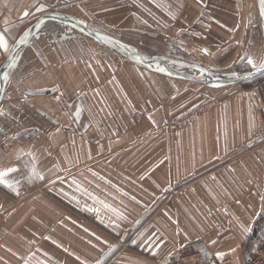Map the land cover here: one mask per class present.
I'll return each mask as SVG.
<instances>
[{"label": "rangeland", "instance_id": "rangeland-1", "mask_svg": "<svg viewBox=\"0 0 264 264\" xmlns=\"http://www.w3.org/2000/svg\"><path fill=\"white\" fill-rule=\"evenodd\" d=\"M257 1H41L11 19L0 50V171H16L3 178L15 191L0 185V264H151L153 251L170 258L188 246L243 261L264 230V189L201 188L207 173L165 186L169 162L190 166L197 148L236 152L203 157L212 169L264 161L253 155L264 153V71L246 60L264 58ZM109 208L124 235L104 228ZM205 217L220 219L223 237L204 236Z\"/></svg>", "mask_w": 264, "mask_h": 264}, {"label": "crops", "instance_id": "crops-1", "mask_svg": "<svg viewBox=\"0 0 264 264\" xmlns=\"http://www.w3.org/2000/svg\"><path fill=\"white\" fill-rule=\"evenodd\" d=\"M41 1H44L47 5L51 4V5H54V4H64V1L65 0H0V17L2 16L3 14V17L5 15V18L3 21L1 22H4V28L5 29V32L2 33V35L5 36V38L7 39L8 37H11V35L14 34V30L15 28L12 27V22L13 20H11L14 16L17 17V19H25V17L31 12V11H34V8L39 4L41 3ZM257 1V0H255ZM53 2V3H52ZM257 2H259L258 4V7L256 9V11L259 13H261L263 19H264V11H263V7H264V3H262V0H258ZM255 6H256V2H255ZM41 8V7H40ZM38 8V9H40ZM36 9V10H38ZM7 24V25H6ZM95 149V148H94ZM236 152H231L230 150H226L225 148H218L215 150V153L209 155V150L207 149H201V148H197V150H190L187 152V156L189 157V161H190V166H182L180 164V162L176 159V155L174 156V153L170 152L168 155L170 158L174 157L176 160H173V163H170L169 162V165H168V173H167V177H168V186L166 185L165 183V188H171L173 185H172V179L175 178V176L178 178L179 175H184L185 177H189L190 175H201L203 173H207V176L204 178V179H198L197 183H200V187L202 188H205V184H208V183H213V184H228V183H235L237 182L238 180L241 181V184H239V188H257V189H264V161H259L257 166H255L256 164H253L252 162L249 161V165L246 166L244 162H242L241 160L238 161V164L237 166H232V165H229V166H224L222 167L221 169H212L210 167H205V164L208 163L205 162L204 165L201 164L202 161H203V157H211V158H219V157H226V158H230V157H233ZM253 155L257 158H260V157H264V153L262 152H257L256 153H253ZM161 155H159L160 157ZM180 157L182 158V155H180ZM169 159V158H168ZM199 163V164H198ZM250 163L253 164L252 166H250ZM97 170V169H95ZM240 171H242L243 173L246 174V177L245 178H242L239 176V173ZM227 174L228 175V179L227 180H230V182H226L225 179L223 178V175L224 174ZM258 174H261V176H259ZM166 175V173H165ZM178 175V176H177ZM160 176V177H159ZM158 176V181L155 182L158 183V188H162V184L163 182L161 180H164L163 178V175L162 173ZM196 176V177H197ZM165 182V181H164ZM64 183L65 182H62V188H64ZM252 184V185H248V184ZM259 183V184H258ZM74 184V183H72ZM127 185V186H126ZM126 185H122L123 188H128V189H132V186L129 185L128 183H126ZM156 187V186H155ZM193 187H196V185H192L191 184V188L193 189ZM209 186H207L206 188H208ZM210 188V187H209ZM73 196L75 197L74 198V201H77V197H78V193L76 194L75 192L73 193ZM138 200H140L141 203H137L136 205L138 206H141L143 207V205H139V204H144L145 202V198H139L137 197ZM99 204L101 205H104L102 204L101 202L98 201ZM187 205L188 204V201L186 203ZM192 205V203H190V206ZM107 206V205H105ZM109 207V206H108ZM110 209H106L104 211H102L103 213V220L105 221V224H104V228L106 230H109V231H112L114 232V234L116 236H120V235H124L123 234V229H119L117 228L116 226H114L113 224V215H112V212H110ZM172 209V208H171ZM143 211V209H142ZM246 212V214H248L249 212L247 211H244ZM94 215H97L98 216V213L97 211H93ZM118 215L120 216H124L122 213H119L117 211ZM149 213V210H146L145 213L143 212V214H138V216H135L136 219H140L139 216H141L142 218V215L144 214H148ZM11 213H9V216H10ZM99 217V216H98ZM256 217V214H254V216L252 217H247V218H255ZM128 218V217H127ZM127 218L122 221L121 218H117L116 221H122V222H127ZM222 220V219H221ZM204 222H207L203 227L200 226L201 229H206V227H209L207 228L208 230H210L206 235V237H210L209 240H212V239H215V238H219V236H222L223 237V231L225 230L223 228V223H221L220 219H217L215 217H208L205 219H203ZM248 224H250V232H253L252 229H251V225H252V222L253 220H249V219H246L245 220ZM127 229V227H126ZM229 231H234L233 229H229ZM144 231H143V235H144ZM248 232L242 234V236L240 235L239 237H245L247 236ZM153 237V235H152ZM205 238V237H204ZM208 240V243H210ZM207 242L203 243V248H209V250L211 251H215L216 248H219V247H215L213 244H208ZM202 246V245H201ZM236 247L237 246H233L231 252H234L236 251ZM208 250V249H207ZM170 251H157L156 253H154V251L152 252V254L149 255V259L151 262V264H154L155 261L157 259H162V260H165L166 257L168 258V255H169ZM170 256V255H169ZM164 258V259H163ZM242 258V256H241ZM127 261V260H126ZM126 261H122L120 260V263L121 264H139L136 261H130V262H126ZM236 261V260H235ZM237 262H240V261H237Z\"/></svg>", "mask_w": 264, "mask_h": 264}, {"label": "built area", "instance_id": "built-area-1", "mask_svg": "<svg viewBox=\"0 0 264 264\" xmlns=\"http://www.w3.org/2000/svg\"><path fill=\"white\" fill-rule=\"evenodd\" d=\"M242 254L243 261L236 263L230 257L215 259L198 248L188 246L157 264H264V230L251 244L242 247Z\"/></svg>", "mask_w": 264, "mask_h": 264}, {"label": "snow or ice", "instance_id": "snow-or-ice-1", "mask_svg": "<svg viewBox=\"0 0 264 264\" xmlns=\"http://www.w3.org/2000/svg\"><path fill=\"white\" fill-rule=\"evenodd\" d=\"M199 2V0H198ZM262 3H264V0H262ZM173 18H175V16L173 15ZM24 41L21 40L20 43H23ZM0 50L3 51H8V44L6 41V38L4 35L0 34ZM206 53V50H205ZM247 64L251 66L252 69L256 70V71H264V58H261V60L259 61V63L257 64L251 57H247ZM161 71H163V69H160ZM5 79H7V77L5 76ZM2 114V113H0ZM16 171L15 168H8L6 170L0 171V185H4L5 187H8L10 189H12V191H15V188L9 184L7 181H5L3 178L11 172ZM41 179L43 177H40ZM248 229H245V231H247ZM171 255V254H170ZM223 255V253H218L217 256L221 257Z\"/></svg>", "mask_w": 264, "mask_h": 264}, {"label": "water", "instance_id": "water-1", "mask_svg": "<svg viewBox=\"0 0 264 264\" xmlns=\"http://www.w3.org/2000/svg\"><path fill=\"white\" fill-rule=\"evenodd\" d=\"M256 234V231L254 232V235Z\"/></svg>", "mask_w": 264, "mask_h": 264}]
</instances>
